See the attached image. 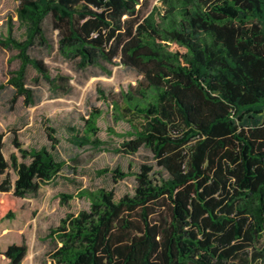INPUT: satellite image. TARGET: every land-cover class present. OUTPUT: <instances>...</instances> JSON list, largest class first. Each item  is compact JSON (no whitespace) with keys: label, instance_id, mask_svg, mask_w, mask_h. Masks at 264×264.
Here are the masks:
<instances>
[{"label":"trees","instance_id":"obj_1","mask_svg":"<svg viewBox=\"0 0 264 264\" xmlns=\"http://www.w3.org/2000/svg\"><path fill=\"white\" fill-rule=\"evenodd\" d=\"M17 1L24 37L13 38L8 28L0 38L16 51L7 80L15 94L32 102L28 67L51 87L66 79L51 77L28 54L35 43L47 44L42 23L50 16L58 53L78 68L118 62L140 75L114 98L98 92L114 119L129 125V139L116 151L149 148L167 174L153 179L151 167L141 165L133 194L116 200L102 188L78 192L89 206L49 230L60 244L52 262L239 264L235 259L252 248L251 259L264 264V249L255 246L264 232V0H160L147 14L145 0ZM101 114L89 112L74 144H102ZM12 142L22 160L11 153L8 163L0 135V221L14 217L16 199L34 194L64 166L44 146ZM111 174L114 181L128 175L117 168ZM70 197L60 194L62 203ZM26 250L8 245L5 264H22Z\"/></svg>","mask_w":264,"mask_h":264},{"label":"rangeland","instance_id":"obj_2","mask_svg":"<svg viewBox=\"0 0 264 264\" xmlns=\"http://www.w3.org/2000/svg\"><path fill=\"white\" fill-rule=\"evenodd\" d=\"M17 5V0H0V38L5 37L10 28L13 38L23 39L24 27L15 13ZM159 5L160 0H145L143 12L147 14L153 6ZM42 29L47 44L35 43L28 54L41 59L51 77L63 76L67 80L58 78L57 86L51 87L32 67H28L25 84L32 90V102H26L25 97L16 95L7 82L9 71L17 66L14 59L16 51L0 45L2 151L8 163L11 153L21 161L12 142L16 138L24 149L46 147L56 160L64 162V166L34 194L16 199L14 217L0 221V264L6 263L3 252L11 244H25L27 250L22 264H54L50 254L60 244L54 235H48L49 230L57 227L66 214H76L88 208V200L78 195L81 190L102 188L112 191L115 200L132 195L136 185L134 174L140 171L141 165L151 167L149 175L153 179L167 177L149 148L141 147L134 154L116 151L123 140L129 139L124 135L129 125L124 120L114 119L109 101L98 92L101 90L105 96L114 98L128 84H134L140 75L118 62L105 66V69L98 66L78 68L76 61L65 59L58 53V31L50 16L43 21ZM93 108L102 111L97 120L96 134L102 144L99 147L78 146L74 144L73 137L81 133L84 119ZM133 121L138 124L140 119L136 117ZM110 128L115 133L109 132ZM49 135L54 140H49ZM116 168L128 175L114 181L111 171ZM101 169L107 171L99 173ZM9 173L14 177L11 169ZM61 193L72 197L62 203ZM255 246L264 249V232ZM253 252L254 249L248 248L235 261L239 264H263L262 257L251 259Z\"/></svg>","mask_w":264,"mask_h":264}]
</instances>
